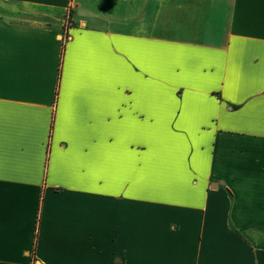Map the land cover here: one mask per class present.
Listing matches in <instances>:
<instances>
[{
	"label": "crops",
	"instance_id": "1",
	"mask_svg": "<svg viewBox=\"0 0 264 264\" xmlns=\"http://www.w3.org/2000/svg\"><path fill=\"white\" fill-rule=\"evenodd\" d=\"M0 264H264V0H0Z\"/></svg>",
	"mask_w": 264,
	"mask_h": 264
}]
</instances>
